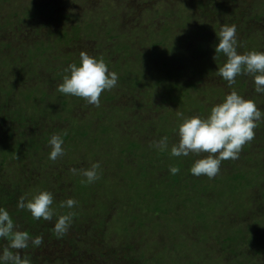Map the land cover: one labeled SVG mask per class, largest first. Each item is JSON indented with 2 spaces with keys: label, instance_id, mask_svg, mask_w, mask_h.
Returning a JSON list of instances; mask_svg holds the SVG:
<instances>
[{
  "label": "rangeland",
  "instance_id": "obj_1",
  "mask_svg": "<svg viewBox=\"0 0 264 264\" xmlns=\"http://www.w3.org/2000/svg\"><path fill=\"white\" fill-rule=\"evenodd\" d=\"M224 24L236 25L238 52L264 51V0H0V59L17 57L10 69L9 62L0 66L6 97L0 100V160L8 143L21 139L29 145L32 139L31 151H39L32 166L40 171L28 175L24 160L0 164V206L15 230L25 231L28 218L16 206L21 195L31 199L37 189L48 190L55 204L77 201L61 213L73 215L62 236L51 234L54 217L33 221L29 235L42 236L43 243L20 250L29 264H264V120L214 178L190 173L200 156L169 154L182 123L177 112L206 116L233 90L264 109V96L252 93V77L238 76L229 88L217 72L226 59H214ZM81 51L102 57L119 77L98 107L57 91L64 69L79 64ZM53 134L63 136L65 149L55 161L47 160ZM162 136L168 137L164 151L151 146ZM94 162L100 164L94 183L70 171ZM170 166L180 169L176 175L185 178L187 193H168L176 176ZM239 169L249 184L227 188ZM9 174L19 176L12 178L20 181L17 188ZM77 191L85 198L79 200ZM159 193L169 200H160ZM189 193L203 204L196 207ZM197 213L210 214V222ZM6 244L0 240V248Z\"/></svg>",
  "mask_w": 264,
  "mask_h": 264
},
{
  "label": "clouds",
  "instance_id": "obj_2",
  "mask_svg": "<svg viewBox=\"0 0 264 264\" xmlns=\"http://www.w3.org/2000/svg\"><path fill=\"white\" fill-rule=\"evenodd\" d=\"M218 43L215 46V56L220 54L226 57L223 66H218V74L227 82L229 88L236 83V78L241 75H249L253 79L254 90L258 94H264V51L251 50L244 53L238 52V37L235 24L222 25L217 33ZM62 82L57 86V91L63 95H71L82 98L89 105L99 106L101 94L111 90L118 83V74L111 71L102 57L90 55L81 51L79 64L71 63L65 69ZM182 119L176 134L178 142L170 148L171 157H188L195 154L201 158L196 159L189 171L193 176H207L214 178L220 171L222 161L237 159L242 146L254 137V130L264 120V109L257 106L252 98H245L233 90L226 94L223 100L212 106L206 115H193L184 117L177 112ZM48 145L50 152L48 158L55 161L65 154L63 136L51 135ZM157 150L168 149V137L162 136L151 144ZM201 154H206L202 155ZM99 162H94L89 168L70 169L71 172H79L85 183H94L99 179ZM180 169L176 166L169 167V173L176 175ZM54 194L48 190H41L31 199L21 195L17 200L18 209H26L36 220L49 221L55 214L52 207ZM77 201L68 198L62 201L60 207L72 209ZM73 222L72 213L61 214L57 217L53 231L58 235H64ZM0 240L7 244L0 248V264H29L26 257H22L20 250L39 247L43 243L42 236H30L27 231L15 230L13 218L9 211L0 207ZM12 250H16L13 252Z\"/></svg>",
  "mask_w": 264,
  "mask_h": 264
},
{
  "label": "trees",
  "instance_id": "obj_3",
  "mask_svg": "<svg viewBox=\"0 0 264 264\" xmlns=\"http://www.w3.org/2000/svg\"><path fill=\"white\" fill-rule=\"evenodd\" d=\"M3 45V44H2ZM14 48V47H13ZM15 48H17V49H20V48H18L17 46H15ZM12 55V53H9V58L6 60H2V59H0V66H2L3 64L5 65V66H8V62H9V69L11 68V67H13V65L15 64V63H17V62H15L16 60H17V57L16 58H13V59H11V56ZM7 56V55H6ZM1 58V57H0ZM226 60V59H225ZM251 77V76H250ZM251 79V78H250ZM249 84L250 83V80H247V82H243L242 84H241V87H245L246 86V84ZM254 88H255V86H254V84H253V88H251V90H252V93H254L255 92V90H254ZM2 89V88H1ZM35 90H37L36 88H34V89H32L31 90V92H30V94H27L26 95V99L27 98H29L30 96H33V91H35ZM7 91V90H6ZM9 92V90L7 91V93ZM4 97H3V96ZM2 95H1V93H0V100L2 99V100H5L6 101V97H5V95L2 93ZM256 95H259L258 93L256 94ZM255 95V96H256ZM260 95H263L264 96V94H260ZM177 97H178V95H177ZM255 98V97H254ZM40 106V105H39ZM38 106V107H39ZM36 115L34 114V113H32L31 115H30V117H35ZM86 133V131H83L82 132V134H85ZM10 135H12V134H10ZM29 141H30V143H29V145H27L24 141H22L21 139L20 140H17V141H15V142H10V143H8L9 144V148L7 149V151L5 152V153H2V155L4 154V156L3 157H1V160H0V164L1 165H3L4 163H6V162H9V161H18V162H16L17 164H21V162L23 163V160L25 161V165H26V167H28V169H29V173H28V175H32V174H34V175H38L39 173H40V171H38L34 166H32L33 164H35V159L39 156V151L36 153V152H32L31 151V148L34 146V143H33V140L32 139H29ZM5 142H4V147L3 148H5ZM7 146V145H6ZM116 148H117V146H116ZM32 152V153H31ZM36 157V158H35ZM189 157V156H188ZM249 159H250V156H247ZM40 158V157H39ZM49 158L47 157V160H48ZM181 159V158H180ZM34 162V163H33ZM31 164V165H30ZM24 165V166H25ZM12 166V165H11ZM41 166V165H40ZM10 167V165L8 166V171H10L11 170V168H9ZM31 167V168H30ZM42 169V168H41ZM49 172L47 171V169L45 170V171H43V174H48ZM246 172H244V170H242V169H239V171L238 172H235V173H233V175L232 176H230L229 177V179H231L232 180V182L231 181H229V182H227L228 183V185L230 186L231 185V187H227V188H231V189H236V188H238V186L236 187V185H241L242 187H246V185H248L249 184V179H248V177H247V175L245 174ZM9 175H11L12 177H9V184L11 183L12 185V187H13V189L16 187L17 188V186L20 184L19 182L20 181H18V180H16V179H12L13 177L14 178H16V177H19V176H17V175H12V174H9ZM185 179V178H184ZM183 178H181L180 177V175L178 176V175H176V176H174L172 179H170V183H171V185H169V191H168V193H170V194H172V193H174V192H181V193H187V191L188 190H190L189 189V187H187V182L184 180ZM238 179H239V181H238ZM244 179V181H242ZM182 180V181H181ZM44 181V179H42V182ZM234 181V182H233ZM32 183H35L34 181H31ZM41 182V183H42ZM180 184V187H178V188H175V186L174 185H177V184ZM169 184V183H168ZM181 184H182V186H181ZM198 186V183L195 181L194 183H192L191 185H190V187H192L191 189H193L194 187L196 188ZM29 189V188H28ZM6 190V188H4V191ZM30 191L32 192V189H30ZM37 192H38V189H37ZM78 193H79V195H80V198H79V200H82V199H84L85 197H82L81 196V193H83L84 192V190H81V193H80V191H77ZM190 192V191H189ZM225 191L223 190V191H220V192H217V195L220 193V194H222L223 195V193H224ZM33 193V192H32ZM168 193H166V194H168ZM190 194V193H189ZM11 195H13V194H11ZM33 195V194H32ZM158 197H160V200H164V201H166V200H169V198H166V196L167 195H165V194H156ZM155 195V196H156ZM191 195V200H194L195 201V206L197 207V206H199L200 204H203L202 203V201L201 200H198V198H197V196H195V193H194V195H192V193L190 194ZM189 195V196H190ZM197 195V194H196ZM217 195H215L214 197H216L219 201H220V199L217 197ZM10 198L12 197V196H9ZM132 198H133V195H132ZM163 198V199H162ZM179 198V197H178ZM54 200L56 201V198H55V196H54ZM139 202H140V200H138V198L136 199V205L137 206H139ZM59 206V207H58ZM190 206V205H189ZM1 207V206H0ZM54 209H55V214H54V218H55V220L57 219V217H58V214H61V213H63V212H66V209L67 208H62V207H60V205L56 202V204L55 203H53V206H52ZM60 208V210L57 212V209L58 208ZM154 208H156V210H164L165 212L167 211V209L166 208H162L160 205L159 206H154ZM207 208H209L208 206H207ZM194 209H196V208H194ZM196 210H198V209H196ZM75 211V210H74ZM16 212V211H15ZM199 212V211H198ZM17 213H23V217H25V218H28V225H27V229L25 230V231H27L29 234H31V231H30V228H32V227H34V225H33V221L35 220L33 217H31L30 216V213L28 212V211H26L25 209H23V211L22 212H17ZM73 214H75V213H73ZM198 215V213L196 214V216ZM210 215V214H209ZM209 215H207V216H204V214H202V213H200L198 216H204V217H202L200 220L203 222V223H205V224H208L209 222H210V220H209V218H210V216ZM184 221V220H183ZM191 221V220H190ZM34 223H35V221H34ZM39 223L40 222H37V223H35V225H39ZM36 227V226H35ZM51 226L49 225L48 226V230L50 229L51 230ZM51 234L52 235H54V231H53V228H52V231H51ZM208 234V233H207ZM207 234L205 235V237L207 236ZM234 237V236H233ZM233 237H227L226 239L227 240H233ZM105 239L106 237H103V236H100V238H97L98 239V242H100L101 244H104L105 242H104V240L103 239ZM94 240H96V237H95V239ZM31 262V260L29 261V263Z\"/></svg>",
  "mask_w": 264,
  "mask_h": 264
}]
</instances>
